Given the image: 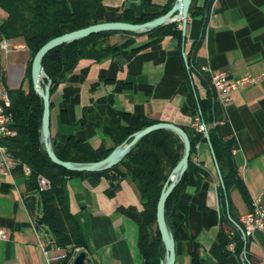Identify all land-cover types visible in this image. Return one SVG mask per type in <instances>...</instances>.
I'll return each mask as SVG.
<instances>
[{"label":"crops","instance_id":"1","mask_svg":"<svg viewBox=\"0 0 264 264\" xmlns=\"http://www.w3.org/2000/svg\"><path fill=\"white\" fill-rule=\"evenodd\" d=\"M150 2L146 10L153 13L175 0ZM142 9V0H102L97 16L109 20L127 10L137 16ZM3 16L0 9V23ZM199 26L200 20L188 14L182 39L165 34L133 53L80 58L50 93L51 140L62 146L72 136L98 147L105 140L103 128L134 125L143 115L191 130L192 117L201 115L200 104L212 91L210 72L258 76V82L232 90L224 103L213 88L223 115L219 131L236 141L232 153L247 196L235 185L228 192L222 188L227 163L216 161L208 141L198 142L189 171L187 223L175 242V264H240L242 251L250 264H264V232L244 238L240 222L255 199L264 205V0H213L200 43L193 49ZM125 37L115 33L110 39L121 42ZM145 39L137 37L136 43ZM30 60L22 37L0 34V84L27 91L32 85ZM106 144L111 141L106 139ZM26 176L17 169L0 173V229L8 232V238H0V264H56L51 258L64 249L37 225V210L27 206ZM113 184L88 172L65 180V202L84 238L79 252L86 253L84 264H144L138 225L120 210L142 209L139 191L126 177L109 194ZM224 233L231 238L225 245Z\"/></svg>","mask_w":264,"mask_h":264},{"label":"trees","instance_id":"2","mask_svg":"<svg viewBox=\"0 0 264 264\" xmlns=\"http://www.w3.org/2000/svg\"><path fill=\"white\" fill-rule=\"evenodd\" d=\"M213 0H192L188 14L200 20L198 37L193 42V49L200 43L206 19ZM102 0H0V9L4 12L0 23V34L4 38L22 37L29 48L31 60L37 49L49 39L79 29L95 22L104 21L97 16ZM143 9L137 16L130 10L117 14L109 20L144 22L165 13L170 6L165 5L159 11L149 13L146 8L150 0H142ZM178 22L160 25L146 33L123 31H102L90 34L76 41L63 43L49 50L42 59L47 76L52 80L50 93L73 70L78 60L83 57L100 59L113 53H133L158 41L165 34H172L182 39V30ZM115 33L126 35L121 42H112L110 36ZM146 36L141 43L136 38ZM28 76H30V66ZM12 113L11 127L16 134L0 138V143L9 155L17 161L13 169L23 172V166L29 168L26 176L25 201L31 211L37 210L35 221L43 225L50 233L55 244L64 249V255L56 264H67L75 254V248L84 246V238L79 224L67 208L64 196V184L67 177L82 171H72L51 161L40 141L42 100L32 85L25 91L22 87L9 89ZM51 104V101H50ZM202 120L207 124V136L193 127H182L188 134L190 154L188 168L175 185L165 203V221L171 230L175 242L181 236L187 223L191 195L187 191L189 171L193 167V155L200 141H208L216 161L226 162L228 169L222 173V184L226 192L235 185L246 198L247 193L235 164L232 148L236 146L233 138H224L218 127L223 119L222 111L212 86L205 103L200 104ZM205 113H207L205 117ZM160 120L148 116H139L134 125L103 128L105 140L98 147L88 141L68 137L64 145L58 146L51 140L52 148L62 160L90 162L102 159L116 145L122 143L134 131ZM106 139L111 144H106ZM182 142L172 131L156 129L139 138L126 156L108 170L88 172L95 177H105L114 183L107 189L113 194L119 181L128 177L140 194L142 209L134 206L121 207L120 210L131 217L138 225V246L144 257V264H159L164 252L159 231L156 226V204L161 189L171 170L182 155ZM50 181L46 190L38 189V176ZM223 234V233H222ZM225 234V233H224ZM227 244L231 238L223 235Z\"/></svg>","mask_w":264,"mask_h":264},{"label":"water","instance_id":"3","mask_svg":"<svg viewBox=\"0 0 264 264\" xmlns=\"http://www.w3.org/2000/svg\"><path fill=\"white\" fill-rule=\"evenodd\" d=\"M191 2L192 0H175L174 4L165 13L144 22L135 23L123 20H104L95 22L79 29L65 32L49 39L44 44H42L34 53L30 66L32 87L34 91L41 97L43 105L40 125V141L51 161L65 167L68 170L82 172H98L108 170L114 165L118 164L126 156L131 147L139 138L156 129L170 130L180 138L183 146L182 155L165 181L156 204V226L164 248V252L160 258L159 264H175L176 260L175 239L171 230L166 224L164 210L167 197L188 168L190 141L187 132L181 126L172 122L158 121L131 133L127 139L116 145L102 159L90 162H78L62 160L58 158L51 145V135L49 128L50 87L52 80L47 76L43 69L42 59L44 55L55 46L63 43L73 42L90 34L102 31H123L139 34L146 33L163 24L178 22L180 23V29L184 35L188 18V10ZM85 258L86 253L84 251H80L73 258L72 264H84Z\"/></svg>","mask_w":264,"mask_h":264},{"label":"built area","instance_id":"4","mask_svg":"<svg viewBox=\"0 0 264 264\" xmlns=\"http://www.w3.org/2000/svg\"><path fill=\"white\" fill-rule=\"evenodd\" d=\"M1 47H6V44H1ZM210 81L213 85V88L217 92L218 99L221 103L230 100V93L232 90L244 84H253L259 81L258 76L251 74H242L239 76H231L227 71L219 69L210 72ZM11 107V98L9 95V89L0 84V138L5 136H13L16 134L14 128L11 127L12 123V113L10 111ZM191 126L201 132L206 136L208 131V125L205 124L202 120V117L199 113H196L192 117ZM236 146L232 148V152L236 151ZM17 164V161L13 159L9 153L6 151L5 147L0 143V173L8 174ZM23 171L26 175L29 174V168L23 166ZM50 187V181L42 176H38V189L46 190ZM244 217V225L242 226V235L244 238L253 237L256 231L264 232V205L260 202L259 199H255L252 203V206L249 210L242 213ZM0 238H8V232L5 229H0ZM47 242H43V248ZM228 248L233 251L232 244H228ZM80 248H75L74 252L77 254ZM72 256V259L67 264H72V260L75 256ZM64 253L56 254L51 259L57 261L62 258ZM240 264H250L246 258L245 251L239 253Z\"/></svg>","mask_w":264,"mask_h":264},{"label":"bare ground","instance_id":"5","mask_svg":"<svg viewBox=\"0 0 264 264\" xmlns=\"http://www.w3.org/2000/svg\"><path fill=\"white\" fill-rule=\"evenodd\" d=\"M212 84V83H211ZM213 86V85H212ZM240 222L242 225H244V217L242 216V214L240 215Z\"/></svg>","mask_w":264,"mask_h":264},{"label":"rangeland","instance_id":"6","mask_svg":"<svg viewBox=\"0 0 264 264\" xmlns=\"http://www.w3.org/2000/svg\"><path fill=\"white\" fill-rule=\"evenodd\" d=\"M111 40V39H110ZM112 41V40H111ZM112 42H115V41H112Z\"/></svg>","mask_w":264,"mask_h":264}]
</instances>
